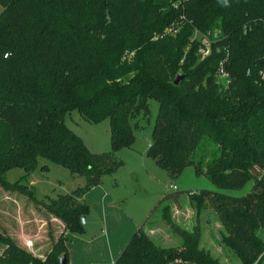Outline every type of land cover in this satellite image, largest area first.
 Here are the masks:
<instances>
[{"label": "trees", "instance_id": "obj_1", "mask_svg": "<svg viewBox=\"0 0 264 264\" xmlns=\"http://www.w3.org/2000/svg\"><path fill=\"white\" fill-rule=\"evenodd\" d=\"M0 6V187L27 195L59 219L64 232L84 233L80 219L89 207L81 197L119 169L116 154L135 140L131 122L146 118L148 101L155 100L147 156L170 179L192 167L220 190L253 183L244 197L201 190L190 203L217 213L221 243L240 264H259L264 0H0ZM195 33L209 46L201 60ZM179 74L183 79L174 86ZM220 74L228 75L226 86ZM73 111L85 122L109 121V153H91L66 126ZM41 158L83 178L84 187L37 201L20 183ZM11 169L24 175L9 183ZM178 198L170 193L160 203ZM181 238L180 250H164L138 231L114 264H220L199 247L198 232L183 231ZM0 243V264H59L61 256L67 263L64 235L43 260L4 230Z\"/></svg>", "mask_w": 264, "mask_h": 264}, {"label": "rangeland", "instance_id": "obj_2", "mask_svg": "<svg viewBox=\"0 0 264 264\" xmlns=\"http://www.w3.org/2000/svg\"><path fill=\"white\" fill-rule=\"evenodd\" d=\"M171 26L174 27V24ZM170 30L171 28H168L166 32ZM200 36L201 34L195 33L194 39L200 44L197 54L201 60L206 57L205 54H209V49L207 40L202 42ZM212 36H218V32H214ZM261 76L263 79L264 73ZM218 80L226 86L228 75L220 74ZM148 104V116L145 118L140 115L131 122L135 136L133 145L120 149L116 154L122 165L112 175L104 177V184L108 186V182H112L116 185L113 195L124 201L126 209L136 208L139 214L147 215L146 217L151 214L138 231L146 235L158 248L180 250L183 246L181 233L198 232L199 247L212 259L218 260L220 264H240L233 253L221 243V237L225 232L217 213L210 208L197 211L195 204L190 203V198L198 195L201 190L244 197L252 189L253 183H247L241 190H220L206 176L196 175L192 167L185 168L177 178L170 179L168 172L157 167L147 156L152 140V128L159 109V104L155 100H149ZM64 122L82 139L91 153L110 152L109 121L104 120L99 124L85 122L77 111H73L65 116ZM43 166L47 167V172L39 170ZM23 175V170L11 169L6 175V180L13 183ZM21 181L20 184L28 186L29 190L33 191L35 199L40 202H47V198L56 199L59 195H70L75 189L83 188L85 185L83 178L71 176L66 169L42 158L38 159L36 171ZM170 193L178 194V203L175 204L170 199L160 203L163 197ZM84 218L87 222L91 221L90 208ZM89 227L90 232L86 236L83 237V233L75 236H82L89 242L103 236L104 229L98 223L95 222L93 226L89 223ZM82 228L85 232V228ZM63 229V223L59 219L45 212L27 195L8 192L0 187V232L4 230L21 248L43 260L52 249V244L57 242L60 235H64ZM28 241L32 246L27 248ZM262 257L259 264H264V255Z\"/></svg>", "mask_w": 264, "mask_h": 264}, {"label": "crops", "instance_id": "obj_3", "mask_svg": "<svg viewBox=\"0 0 264 264\" xmlns=\"http://www.w3.org/2000/svg\"><path fill=\"white\" fill-rule=\"evenodd\" d=\"M104 177L100 185L89 189L80 199L90 208L91 216L89 222L83 217L84 223L81 226L85 228V232L82 236L90 232L89 223L93 226L95 222L104 229L103 236L89 242L82 236L64 232L63 229L68 264H114L128 241L151 216L150 213L148 217L141 215L133 207L126 209L124 201L113 195L116 185L108 182L107 186L104 184ZM3 250L0 243V255Z\"/></svg>", "mask_w": 264, "mask_h": 264}, {"label": "water", "instance_id": "obj_4", "mask_svg": "<svg viewBox=\"0 0 264 264\" xmlns=\"http://www.w3.org/2000/svg\"><path fill=\"white\" fill-rule=\"evenodd\" d=\"M183 79V75L179 74V75H176L175 78H174V81H173V85L174 86H179V83L182 81ZM59 264H67L66 263V258L64 256H61L59 258Z\"/></svg>", "mask_w": 264, "mask_h": 264}, {"label": "built area", "instance_id": "obj_5", "mask_svg": "<svg viewBox=\"0 0 264 264\" xmlns=\"http://www.w3.org/2000/svg\"><path fill=\"white\" fill-rule=\"evenodd\" d=\"M208 49H209V46H208ZM204 53H205V52H204ZM204 53H203V54H204ZM207 55H208V54H205V56H207ZM83 223H84V219L82 218V219H81V224H83ZM31 246H32V243L28 241V242L26 243V247L28 248V247H31Z\"/></svg>", "mask_w": 264, "mask_h": 264}]
</instances>
